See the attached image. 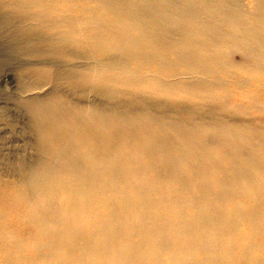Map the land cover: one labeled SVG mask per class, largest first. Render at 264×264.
I'll return each instance as SVG.
<instances>
[{
    "label": "bare ground",
    "instance_id": "6f19581e",
    "mask_svg": "<svg viewBox=\"0 0 264 264\" xmlns=\"http://www.w3.org/2000/svg\"><path fill=\"white\" fill-rule=\"evenodd\" d=\"M8 71L0 264H264V0H0Z\"/></svg>",
    "mask_w": 264,
    "mask_h": 264
},
{
    "label": "rangeland",
    "instance_id": "374dc122",
    "mask_svg": "<svg viewBox=\"0 0 264 264\" xmlns=\"http://www.w3.org/2000/svg\"><path fill=\"white\" fill-rule=\"evenodd\" d=\"M5 89H17L16 79L11 71H8L5 76L0 77V96H2L4 92H8ZM13 135L18 141V145L16 153L12 152L8 154L10 156V160L17 163L20 158L24 157L25 159L23 158L22 161L24 162L25 160V163H30L31 161H33V141L31 140L29 129L24 123L22 117L17 120L16 126L13 128Z\"/></svg>",
    "mask_w": 264,
    "mask_h": 264
}]
</instances>
